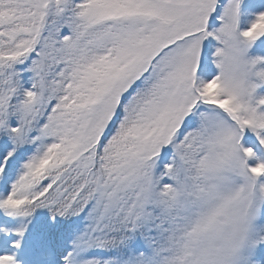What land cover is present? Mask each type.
Masks as SVG:
<instances>
[{"label": "snow or ice", "instance_id": "6c2138e0", "mask_svg": "<svg viewBox=\"0 0 264 264\" xmlns=\"http://www.w3.org/2000/svg\"><path fill=\"white\" fill-rule=\"evenodd\" d=\"M264 0H0V264H264Z\"/></svg>", "mask_w": 264, "mask_h": 264}, {"label": "trees", "instance_id": "16d2710c", "mask_svg": "<svg viewBox=\"0 0 264 264\" xmlns=\"http://www.w3.org/2000/svg\"><path fill=\"white\" fill-rule=\"evenodd\" d=\"M261 94H264V89L259 90Z\"/></svg>", "mask_w": 264, "mask_h": 264}]
</instances>
